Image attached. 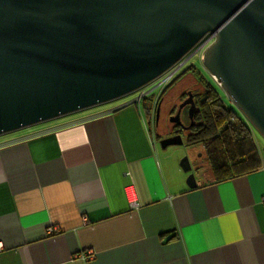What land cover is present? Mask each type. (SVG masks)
Returning a JSON list of instances; mask_svg holds the SVG:
<instances>
[{"label":"crops","instance_id":"0c3cea01","mask_svg":"<svg viewBox=\"0 0 264 264\" xmlns=\"http://www.w3.org/2000/svg\"><path fill=\"white\" fill-rule=\"evenodd\" d=\"M136 98L0 136V264H264V141L190 189Z\"/></svg>","mask_w":264,"mask_h":264},{"label":"water","instance_id":"95a60500","mask_svg":"<svg viewBox=\"0 0 264 264\" xmlns=\"http://www.w3.org/2000/svg\"><path fill=\"white\" fill-rule=\"evenodd\" d=\"M208 33L204 67L264 137V0H0V136L134 93Z\"/></svg>","mask_w":264,"mask_h":264},{"label":"trees","instance_id":"16d2710c","mask_svg":"<svg viewBox=\"0 0 264 264\" xmlns=\"http://www.w3.org/2000/svg\"><path fill=\"white\" fill-rule=\"evenodd\" d=\"M186 74H192L197 82L196 105L200 108L196 119L198 130L189 135L199 139L206 147V155L216 181L228 180L259 170L262 160L258 145L248 123L236 111L225 104L218 90L206 81L193 66L179 75L164 90L167 92ZM148 100V104L145 102ZM153 97L143 101L147 112H151Z\"/></svg>","mask_w":264,"mask_h":264},{"label":"flooded vegetation","instance_id":"af4514ba","mask_svg":"<svg viewBox=\"0 0 264 264\" xmlns=\"http://www.w3.org/2000/svg\"><path fill=\"white\" fill-rule=\"evenodd\" d=\"M188 68L189 67H185L179 75H181ZM187 75L189 74H186L184 77H186ZM190 85H194V86L191 87L190 89L188 87L182 89L180 94L175 99V103L170 106L169 105L166 106L168 109L165 111L164 114L162 113V107L165 102L167 93L172 87L165 93H163L164 92L163 91L157 99L155 112L154 115H152V119H153L154 127L156 129V135L158 137L159 143L171 137H175L178 135L182 136L184 145L188 148L187 156L189 158L192 157V160H190V162L192 165V173L195 176L196 182L208 183L216 179L211 169V165L208 161V157L206 155V147L199 139H196L195 137H192V141L188 142L189 135L194 134L195 131L198 130L199 121H197L196 119L198 113L196 114L194 118V122L192 123L188 118L189 106H186L185 108L182 109L180 113V118L178 120H175L174 118L178 112L179 106L187 99L188 94L190 92L194 96V100L196 103L198 93L195 89L197 88V82L195 81V84L191 83ZM185 112H187V114H185ZM163 116H165L164 119L167 122V127L164 130V133L159 134L157 130L159 129L160 121Z\"/></svg>","mask_w":264,"mask_h":264},{"label":"rangeland","instance_id":"374dc122","mask_svg":"<svg viewBox=\"0 0 264 264\" xmlns=\"http://www.w3.org/2000/svg\"><path fill=\"white\" fill-rule=\"evenodd\" d=\"M193 66L195 68V70L206 80L208 81L210 84H212V86H214L218 92L220 93L223 101L225 102V104H227L228 106H230L231 108H233L236 113L245 119V117L242 115V113L240 112V110L234 105V103L231 101V99L229 98V96L226 94V92L217 84V82L213 79L212 75L208 72V70L204 67L202 60L199 59V57H195L193 58L187 65V67ZM195 77L192 76V74L187 75L186 77H184L183 79H181L180 81H178L177 83H175L172 88L168 91L165 102L163 104L162 107V113L164 114L165 111L168 109L166 106L167 105H172L175 103V99L177 98V96L180 94L181 90L188 87L189 89L191 87H193L194 85H190L191 83L195 84ZM190 83V84H189ZM195 88V87H194ZM198 87L195 89L197 90ZM187 90V89H186ZM139 95V90L131 93L129 95H126L122 98H120V100L118 101H125V100H132L133 98L138 97ZM149 102L148 100L145 102V104L147 105ZM185 114H187V112H185ZM165 116L162 117L161 121H160V126L159 129L157 130V132L159 134L164 133V130L167 127V122L164 119ZM246 120V119H245ZM247 121V120H246ZM248 122V121H247ZM249 123V122H248ZM250 124V123H249ZM252 126V125H251ZM253 127V126H252ZM254 129V133L257 134L263 141H264V137L255 129V127H253ZM169 151H173L175 152L176 156H179L181 159L184 156H187V151L188 148L183 145V146H174L172 147ZM264 152V147L261 146V153ZM205 155V154H204ZM191 158V159H190ZM189 159L192 160V157H190ZM182 175L185 177L187 174L182 172Z\"/></svg>","mask_w":264,"mask_h":264},{"label":"built area","instance_id":"2783aa9c","mask_svg":"<svg viewBox=\"0 0 264 264\" xmlns=\"http://www.w3.org/2000/svg\"><path fill=\"white\" fill-rule=\"evenodd\" d=\"M216 33L206 34L196 46L187 53L181 60L175 63L166 72L160 75L158 78L153 80L151 83L147 84L139 90V95L135 99L136 102L142 103L145 99L153 97V104L151 107V113L154 115L155 107L158 97L161 93L174 81V79L181 73V71L187 67L188 63L195 57H199L200 60L203 59L206 50L216 41ZM217 84L221 87L220 82L212 76ZM132 206L136 207V203L133 201Z\"/></svg>","mask_w":264,"mask_h":264}]
</instances>
